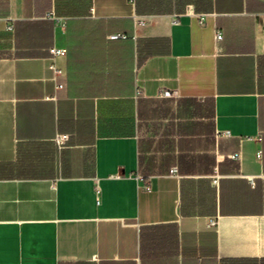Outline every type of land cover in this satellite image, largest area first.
I'll use <instances>...</instances> for the list:
<instances>
[{"label":"crops","instance_id":"0c3cea01","mask_svg":"<svg viewBox=\"0 0 264 264\" xmlns=\"http://www.w3.org/2000/svg\"><path fill=\"white\" fill-rule=\"evenodd\" d=\"M0 264H264V0H0Z\"/></svg>","mask_w":264,"mask_h":264},{"label":"built area","instance_id":"2783aa9c","mask_svg":"<svg viewBox=\"0 0 264 264\" xmlns=\"http://www.w3.org/2000/svg\"><path fill=\"white\" fill-rule=\"evenodd\" d=\"M110 37L111 38H119V37H123L124 38V37H126V35L125 34H122V33H114V34L110 35ZM214 38H215V41L216 42H218L222 38V33H221L220 30H216L215 31ZM49 52H50L49 67L53 70V72H54L55 75H58L61 72V70L60 69H57L55 67V65H54V57L57 54H62V55L65 54V49L64 48H58V47H51L49 49ZM57 85L59 87L62 86L61 83H58ZM66 140H67V135L66 134H57L55 136V141H56V143L58 145L64 144ZM231 156L234 157V158H238L239 157V153L238 152L233 153ZM174 170H175V168L172 169V171H174ZM214 180L216 181V177H215ZM214 223H215L214 220H211L210 221V224H214Z\"/></svg>","mask_w":264,"mask_h":264}]
</instances>
